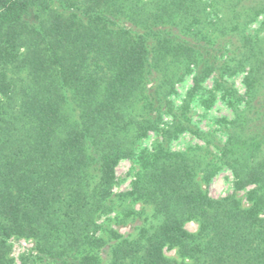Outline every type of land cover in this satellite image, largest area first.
Segmentation results:
<instances>
[{"label": "trees", "instance_id": "trees-1", "mask_svg": "<svg viewBox=\"0 0 264 264\" xmlns=\"http://www.w3.org/2000/svg\"><path fill=\"white\" fill-rule=\"evenodd\" d=\"M259 15L263 36L251 37ZM245 69L247 100L213 161V136L191 123L189 99L214 74L235 104L226 79ZM189 75L172 114L168 97ZM258 86L264 0H0V264H13L11 237L33 240L35 257L52 264H264ZM165 113L173 121L161 130ZM150 131L162 140L140 152L131 189L113 194L116 165ZM184 132L204 146L170 152ZM221 167L235 190L254 187L248 208L201 188L198 176L207 181ZM137 202L149 213L135 212ZM111 214L116 225L138 219L134 233L98 223Z\"/></svg>", "mask_w": 264, "mask_h": 264}, {"label": "rangeland", "instance_id": "rangeland-1", "mask_svg": "<svg viewBox=\"0 0 264 264\" xmlns=\"http://www.w3.org/2000/svg\"><path fill=\"white\" fill-rule=\"evenodd\" d=\"M262 21V15H259L257 19L248 27L247 34L251 37L261 38L262 32L260 31V23ZM247 74V69L232 75L227 78L226 81L231 87L230 93L240 97L238 102L232 105L230 102V96H224L223 90L216 86L215 80L218 77L212 74L203 84L200 89L192 98L189 99V108L187 115L190 118L191 123L199 131L207 133L213 136L211 140V158L216 161L219 155L218 144H222L226 141V125L227 122L233 120L237 112H240L243 108V104L246 102V87L244 85V77ZM155 82L150 81L148 84L152 86ZM192 87V75L187 76L182 82L175 85L174 92L170 94L168 100L172 105V114H176L178 108L182 106L187 92ZM258 94L264 93V88L258 86ZM211 94H214V98H211ZM1 99V97H0ZM172 114L165 113L162 115V119L159 123V129H166L171 125L173 121ZM161 132H148L147 136L138 144L136 154L133 157L121 159L116 165L115 171V184L113 186V194L123 193L131 189L132 183L136 181L140 175L142 168L140 166L139 154L143 150L151 152L156 145L162 140ZM204 143L198 139L194 134L188 132L181 133L177 138L172 139L167 147L170 152H189L190 150H196L199 147L204 146ZM202 176H198L197 180L201 183V188L212 199H222L227 196H235L244 208H248L250 203L247 198L248 191L254 187H249L243 190H235L234 177L231 171L226 167L218 169L214 175H212L207 181L201 179ZM133 209L135 212L144 210L146 213L150 211V206L146 203L137 202L134 204ZM114 215L101 217L98 221L104 228H110L119 233L122 237H127L134 233V228L138 225V219H133L125 225H116L114 222ZM184 229L190 233H194L198 229V225L194 221H187L184 223ZM11 245L10 257L13 260V264H52L46 261L38 260L35 256L37 252L35 250L34 241L25 238L11 237L9 239ZM163 254L172 259H178L175 248L163 249Z\"/></svg>", "mask_w": 264, "mask_h": 264}]
</instances>
